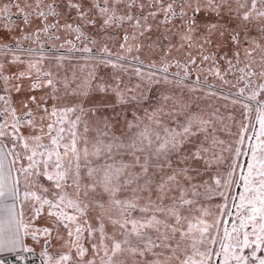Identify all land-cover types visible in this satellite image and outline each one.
<instances>
[{
  "label": "snow or ice",
  "instance_id": "6c2138e0",
  "mask_svg": "<svg viewBox=\"0 0 264 264\" xmlns=\"http://www.w3.org/2000/svg\"><path fill=\"white\" fill-rule=\"evenodd\" d=\"M34 246L264 264V0L0 3V264Z\"/></svg>",
  "mask_w": 264,
  "mask_h": 264
},
{
  "label": "flooded vegetation",
  "instance_id": "af4514ba",
  "mask_svg": "<svg viewBox=\"0 0 264 264\" xmlns=\"http://www.w3.org/2000/svg\"><path fill=\"white\" fill-rule=\"evenodd\" d=\"M8 2V0H0V3ZM16 19H19L16 17ZM20 20V19H19ZM31 243V241H29ZM41 249L39 246H34V252L31 256H29V260L24 262V264H41V257L39 255ZM5 264H16L15 259L11 256H8V259L5 261Z\"/></svg>",
  "mask_w": 264,
  "mask_h": 264
},
{
  "label": "rangeland",
  "instance_id": "374dc122",
  "mask_svg": "<svg viewBox=\"0 0 264 264\" xmlns=\"http://www.w3.org/2000/svg\"><path fill=\"white\" fill-rule=\"evenodd\" d=\"M2 1V0H1ZM13 12H14V19H16V16H15V10H13ZM16 22H17V24H20L21 23V21L19 20V19H16Z\"/></svg>",
  "mask_w": 264,
  "mask_h": 264
},
{
  "label": "water",
  "instance_id": "95a60500",
  "mask_svg": "<svg viewBox=\"0 0 264 264\" xmlns=\"http://www.w3.org/2000/svg\"><path fill=\"white\" fill-rule=\"evenodd\" d=\"M8 259V256L5 258V261Z\"/></svg>",
  "mask_w": 264,
  "mask_h": 264
}]
</instances>
